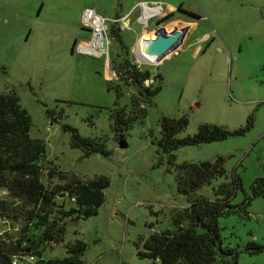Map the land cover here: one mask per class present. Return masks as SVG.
Listing matches in <instances>:
<instances>
[{"label": "rangeland", "instance_id": "obj_1", "mask_svg": "<svg viewBox=\"0 0 264 264\" xmlns=\"http://www.w3.org/2000/svg\"><path fill=\"white\" fill-rule=\"evenodd\" d=\"M141 2L182 5L184 11L203 18L191 39L158 65L145 64L149 59L141 48L138 56L144 63L136 60V46L144 36L138 21ZM88 7L108 18L129 15L130 29L122 30L120 23L110 25L109 59L77 50L90 38L81 24ZM163 20H150L147 34L195 22L177 10L159 25ZM113 26L123 44L111 34ZM118 55L162 77L161 91L144 105L145 115L124 137L114 133L110 113L123 107L128 112L135 90L123 86V95L117 96L114 86L121 82L111 62ZM11 91L33 119L31 136L46 144L48 159L42 173L46 187L56 184V178L47 177L50 161L85 181L95 176L110 180L98 215L88 219L66 215L64 241L43 245L45 259H65L70 246L82 241L87 246L84 264H151L138 258L136 242L155 231L173 230L175 219L189 206L177 189V166L223 157L229 180L236 173L243 184L232 204L240 206L245 199L250 204L219 219L222 247L234 249L239 264H264V250L252 254L247 249L250 243L264 246V195L253 196L256 180H264V0H0V93ZM164 117L188 119L178 138L194 135L208 123L235 131L251 119L252 127L242 136L182 146L169 153L158 142ZM65 126L103 142L109 155L85 158L82 150L71 147L72 132ZM122 138L127 143L124 149L119 147ZM222 182L214 180L198 194L213 197ZM56 203L65 212L72 207L63 199ZM23 223L5 221L0 234L15 236ZM214 264H221L220 257Z\"/></svg>", "mask_w": 264, "mask_h": 264}, {"label": "trees", "instance_id": "obj_2", "mask_svg": "<svg viewBox=\"0 0 264 264\" xmlns=\"http://www.w3.org/2000/svg\"><path fill=\"white\" fill-rule=\"evenodd\" d=\"M183 11V6L177 11ZM169 14L164 20L173 18ZM198 22L197 15H189ZM163 20V21H164ZM112 35L119 44L124 41L119 30L112 27ZM112 60V68L120 84L114 86L118 98L123 95L122 88L135 90L131 96L130 110L126 107L110 113L114 133L124 137L133 124L146 113L145 104H150L162 89L160 74H152L142 70L128 58L118 55ZM151 81L150 84L147 82ZM109 84L112 81H107ZM161 139L159 145L166 152L177 151L182 146H197L215 141H222L231 136H242L252 127V120L235 131H229L218 125L203 124L197 133L185 138H178L188 126V119L164 117L160 121ZM33 119L20 103L19 96L11 91L0 93V219L4 221L23 220L15 236L0 234V264H12L15 256L35 253L42 254V246L49 243L63 242L66 233V215H78L84 219L97 216L100 207L105 203V190L110 180L98 176L90 181L62 172L51 161L48 162L47 177L56 178V184L48 188L42 182L43 164L47 158V148L43 140L33 138L31 130ZM65 131L72 132L71 147L82 150L84 157L101 153L106 156L109 151L105 144L97 139L81 136L77 129L65 126ZM224 179L214 189V196L199 195L203 187L214 180ZM178 192L187 197L189 206L174 221V229L151 233L147 238L136 242L137 256L147 259L151 264H214L220 257L221 264H239L238 255L232 248H223L219 219L238 210L245 209L250 200L245 199L242 205L232 204L237 191L242 187L241 177L234 173L229 180L225 168V159L218 157L215 162L189 163L177 166L176 175ZM264 195V180H256L253 196ZM63 199L72 204L68 212L58 206L56 199ZM75 198V202L71 199ZM186 222L187 225H183ZM15 229L12 227V230ZM37 231V235L32 232ZM86 244L76 242L70 246L69 257L50 260L55 264H83L82 256ZM247 249L256 254L264 250V246L250 243Z\"/></svg>", "mask_w": 264, "mask_h": 264}, {"label": "built area", "instance_id": "obj_3", "mask_svg": "<svg viewBox=\"0 0 264 264\" xmlns=\"http://www.w3.org/2000/svg\"><path fill=\"white\" fill-rule=\"evenodd\" d=\"M167 7L164 3L154 2L147 3L141 2L140 9L141 15L138 18V21L142 24V30L145 33L149 29L150 20L152 19H164L172 12L167 10ZM147 11H151L152 13L145 19V13ZM120 23L121 29H130V20L129 15L122 16L120 18H108L99 14L96 7H88L82 13L81 24L90 32V38L87 42H81L77 45V50L79 53L89 56H94L97 58H110V46L112 44V40L109 38V28L110 25ZM106 42V47H103V42ZM106 60L108 63V68L110 65L109 60ZM148 83V82H147ZM71 202H75V198L71 199ZM5 223L4 220L0 219V225ZM83 261V260H82ZM12 264H55L51 263L50 260L45 259L43 255L39 256L32 252H27L26 254L15 256L12 259ZM72 264V263H66ZM84 264V262H83Z\"/></svg>", "mask_w": 264, "mask_h": 264}, {"label": "water", "instance_id": "obj_4", "mask_svg": "<svg viewBox=\"0 0 264 264\" xmlns=\"http://www.w3.org/2000/svg\"><path fill=\"white\" fill-rule=\"evenodd\" d=\"M167 20H164L159 25L163 24ZM196 22V21H195ZM158 25V26H159ZM191 26L187 25L182 28H174L172 31H167L164 27L158 28L154 34L147 35L144 39V55L147 56L149 61L145 64L158 65L168 55L176 52L183 44L186 35L190 31ZM104 40L103 47H106ZM111 74V72H110ZM126 139L122 138L119 142V147L124 149L127 147Z\"/></svg>", "mask_w": 264, "mask_h": 264}, {"label": "crops", "instance_id": "obj_5", "mask_svg": "<svg viewBox=\"0 0 264 264\" xmlns=\"http://www.w3.org/2000/svg\"><path fill=\"white\" fill-rule=\"evenodd\" d=\"M169 7H168V11L169 12H172V13H174L178 8H176L175 6H173V5H168ZM124 17V16H123ZM202 20H203V18H202ZM199 23V21L198 22H194L193 24H191L190 26H191V29H190V31L188 32V34L186 35V38H185V40H184V42H183V44H182V46L186 43V42H188L189 41V39H191V35H192V31L193 30H195L196 29V27H198L196 24H198ZM169 32V31H168ZM206 37H208L207 35H205V37H202V38H200V39H198V41L197 42H200V41H202V39L203 38H206ZM181 46V47H182ZM180 47V48H181ZM179 48V49H180ZM178 49V50H179ZM198 49H199V47L197 48V51H198Z\"/></svg>", "mask_w": 264, "mask_h": 264}, {"label": "bare ground", "instance_id": "obj_6", "mask_svg": "<svg viewBox=\"0 0 264 264\" xmlns=\"http://www.w3.org/2000/svg\"><path fill=\"white\" fill-rule=\"evenodd\" d=\"M151 13H152L151 11H147L145 13L144 18L146 19ZM147 35H149V34L145 33L144 36L140 38V41H138L137 46H136V49H137V53H136L137 54V58H136V60L140 64H143L144 62L141 61V59H139L140 57L138 56V52H139V48H141V49L144 48V42L143 41H144V39L146 38Z\"/></svg>", "mask_w": 264, "mask_h": 264}, {"label": "flooded vegetation", "instance_id": "obj_7", "mask_svg": "<svg viewBox=\"0 0 264 264\" xmlns=\"http://www.w3.org/2000/svg\"><path fill=\"white\" fill-rule=\"evenodd\" d=\"M179 11V13H180V10H178ZM184 14H186V15H190V14H193V15H197L198 17H199V21H201L202 20V17H201V15L200 14H198L197 12H193V11H186V12H184Z\"/></svg>", "mask_w": 264, "mask_h": 264}]
</instances>
